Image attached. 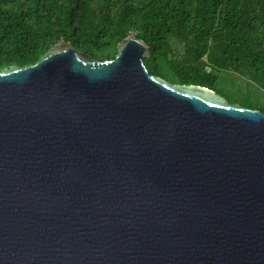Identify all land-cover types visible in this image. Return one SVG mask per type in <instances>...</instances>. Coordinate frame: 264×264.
<instances>
[{
	"label": "water",
	"instance_id": "obj_1",
	"mask_svg": "<svg viewBox=\"0 0 264 264\" xmlns=\"http://www.w3.org/2000/svg\"><path fill=\"white\" fill-rule=\"evenodd\" d=\"M150 54L0 69V264H264V111Z\"/></svg>",
	"mask_w": 264,
	"mask_h": 264
},
{
	"label": "trees",
	"instance_id": "obj_2",
	"mask_svg": "<svg viewBox=\"0 0 264 264\" xmlns=\"http://www.w3.org/2000/svg\"><path fill=\"white\" fill-rule=\"evenodd\" d=\"M130 34L150 44L152 74L264 111L251 90H264V0H0V69L36 63L62 39L91 58H115ZM229 72L247 89L230 88Z\"/></svg>",
	"mask_w": 264,
	"mask_h": 264
},
{
	"label": "rangeland",
	"instance_id": "obj_3",
	"mask_svg": "<svg viewBox=\"0 0 264 264\" xmlns=\"http://www.w3.org/2000/svg\"><path fill=\"white\" fill-rule=\"evenodd\" d=\"M172 43L173 46L176 47L178 50L181 51L183 50L184 46L178 40L172 38ZM229 73L231 75V80L229 81L230 88H234V89L241 88L242 90L247 89V81L243 76L235 74L233 72H229ZM223 80H225L224 76L221 77V81ZM251 90H253L255 94L261 96L262 100H264V90L262 88H260L257 85H252Z\"/></svg>",
	"mask_w": 264,
	"mask_h": 264
}]
</instances>
